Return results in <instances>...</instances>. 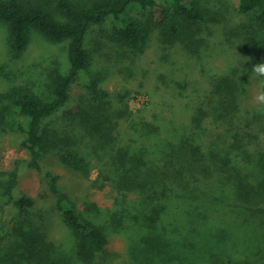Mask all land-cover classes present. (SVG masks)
Masks as SVG:
<instances>
[{"label": "trees", "instance_id": "16d2710c", "mask_svg": "<svg viewBox=\"0 0 264 264\" xmlns=\"http://www.w3.org/2000/svg\"><path fill=\"white\" fill-rule=\"evenodd\" d=\"M133 10L148 17L132 18ZM237 10L257 11L255 26L264 33V0H237ZM109 18L114 20L109 41L129 54L143 53L154 32L162 49L180 44L195 55L204 44L203 11L191 0H0V21L7 25L12 52L22 51L33 31L55 43L67 42L68 68L50 76L49 97L26 88L0 92V102L7 101L25 119L13 128L30 154L27 165L41 172L40 159L52 153L85 178L97 168L92 188L110 186L116 192L110 204L90 199L78 204L56 186L57 175L44 172L71 234L58 244L39 224L41 212L31 211L34 198L14 194L18 167L1 172L0 218L7 207L15 215L0 238V264H103L97 256L109 233L124 240V264H227L225 257L229 264H244L233 256L254 238L264 240L258 232L264 221L242 225L226 215V200L241 195L235 189L244 186L248 191L242 192L241 203L264 213V107H243L245 77L234 68L221 74L202 70L183 109L170 104L131 111L127 94L115 97L123 102L118 106L94 78L87 83L88 98L70 106L72 84L92 63L88 35ZM245 51L239 69L249 74L264 62V48ZM211 128L226 137L222 147L207 144ZM244 237L245 244L239 243ZM229 239V252L216 255Z\"/></svg>", "mask_w": 264, "mask_h": 264}, {"label": "rangeland", "instance_id": "374dc122", "mask_svg": "<svg viewBox=\"0 0 264 264\" xmlns=\"http://www.w3.org/2000/svg\"><path fill=\"white\" fill-rule=\"evenodd\" d=\"M69 1L83 4L87 0ZM156 1L165 3V0ZM191 1L203 11L200 36L203 37L204 44L200 47L198 54H190L180 44H175L170 49H162L156 32L143 53L133 55L124 52L123 48L109 41L108 34L114 24V20L109 18L103 26L93 29L88 35L87 48L92 55V63L79 73L72 84L69 105H75L88 98L87 83L94 78L99 79V86L110 92L111 99L118 106L122 107L123 102L117 101L115 97L127 94L125 101L131 111L138 108L159 110L164 107L169 108L170 104L183 109L186 108L188 95L193 92V85H197V79L200 78L202 70L221 74L234 68L239 77H245L243 81L245 89L241 98L243 107L248 110L264 107L257 104L254 99L261 78L252 71L248 74L246 70H242L243 68L239 69V63L248 56L245 53L247 47L264 48L262 47L264 33L256 28L254 22V14L257 11L254 14H241L237 10V0ZM129 16L145 20L148 12L133 10ZM7 34V25L0 21V92L13 88H26L42 98L49 97L50 76L55 72H64L68 68L67 42L55 43L33 31L27 46L22 51L14 53L7 46ZM139 96L143 100L138 99ZM151 110L148 114L152 112ZM17 120L25 122L24 117L7 101H1L0 177L3 176L1 172L17 166L18 183L14 194L32 196L35 205L31 211L41 212L42 217L38 221L46 231L48 239L58 244L67 242L71 234L55 208V198L49 188L50 178L45 176L44 172L57 175L56 186L78 204H82L86 199L95 201L99 205L110 204L116 192L110 186L102 190L92 188L91 181L97 176V168H93L90 176L85 178L64 167L52 153H46L40 159L41 172L29 167L27 161L30 154L20 145V132L13 128ZM220 133V130L211 128L207 144L212 147L214 142H218L222 147L226 137ZM260 138V146L264 148L262 142L264 138L262 135ZM194 171L197 169L194 168ZM194 174L197 175V172ZM245 191L248 189L239 186L235 192H240L241 195L231 196L228 201L226 200V215L244 221L242 225H248L249 221L254 226L261 225L264 221V213L254 212L253 206L250 210L248 204L241 203V199H244L242 192ZM14 215L15 209L7 207L2 210L0 238H3L10 230ZM258 232L264 233V225L258 228ZM246 238H241L238 242L245 244L243 240ZM227 243L226 249L224 247L216 255L221 253L225 255V252L226 254L229 252L233 240L229 239ZM239 248L232 260L239 258L237 260L243 261L244 264H264L263 238H254L252 243L249 241L246 246ZM124 251L122 236L109 233L105 250L98 254L97 260L103 264H124ZM228 259L225 257L227 264L231 263Z\"/></svg>", "mask_w": 264, "mask_h": 264}, {"label": "clouds", "instance_id": "9594fccd", "mask_svg": "<svg viewBox=\"0 0 264 264\" xmlns=\"http://www.w3.org/2000/svg\"><path fill=\"white\" fill-rule=\"evenodd\" d=\"M252 73L255 74L257 77L264 78V62L255 64L252 67ZM254 99L257 104L264 106V80L260 81Z\"/></svg>", "mask_w": 264, "mask_h": 264}, {"label": "built area", "instance_id": "2783aa9c", "mask_svg": "<svg viewBox=\"0 0 264 264\" xmlns=\"http://www.w3.org/2000/svg\"><path fill=\"white\" fill-rule=\"evenodd\" d=\"M138 99H142V97H141V96H139V97H138ZM138 99H137V100H138ZM142 100H143V99H142Z\"/></svg>", "mask_w": 264, "mask_h": 264}]
</instances>
